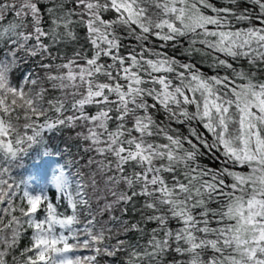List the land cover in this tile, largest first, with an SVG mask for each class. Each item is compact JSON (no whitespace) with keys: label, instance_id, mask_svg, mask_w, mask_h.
<instances>
[{"label":"snow or ice","instance_id":"obj_1","mask_svg":"<svg viewBox=\"0 0 264 264\" xmlns=\"http://www.w3.org/2000/svg\"><path fill=\"white\" fill-rule=\"evenodd\" d=\"M0 264H264V0H0Z\"/></svg>","mask_w":264,"mask_h":264},{"label":"trees","instance_id":"obj_2","mask_svg":"<svg viewBox=\"0 0 264 264\" xmlns=\"http://www.w3.org/2000/svg\"><path fill=\"white\" fill-rule=\"evenodd\" d=\"M169 54L175 55L181 60L186 59L185 57L181 56L179 51L173 53L171 50H169ZM197 59H199V58H197ZM199 67L201 68L202 71H206L209 74H212L211 70L207 67V64L200 63ZM23 71L24 70L22 69L21 72L16 74L17 79L21 78V76L23 75ZM68 135H70V133H68V132L53 135L52 144L55 146H59L60 148H63L64 147V141ZM71 150H72V152L75 153L77 151L76 146L72 145ZM49 151H52L51 147L49 148ZM42 159L44 160V163H41ZM65 159H66V157H65ZM202 159H203V162L205 164H207L211 167H215L217 164V162L215 160L211 159L210 156H205ZM52 160L55 161L59 167H60V165H62L64 163V160L60 159L58 154L57 155L54 154L52 156H46V157L37 156L36 154H33V156L28 161H26L25 168L20 170V173H19L20 177H22L23 179L28 181L30 178L35 177L36 173L38 171H40L42 168H44L49 163V161H52ZM27 243H28V237H24L22 239V246L26 245Z\"/></svg>","mask_w":264,"mask_h":264},{"label":"rangeland","instance_id":"obj_3","mask_svg":"<svg viewBox=\"0 0 264 264\" xmlns=\"http://www.w3.org/2000/svg\"><path fill=\"white\" fill-rule=\"evenodd\" d=\"M59 166L55 161H49V163L36 173V176L30 178L28 182L30 183L32 190L34 192L46 191L49 194H53L55 189L52 187L51 181Z\"/></svg>","mask_w":264,"mask_h":264}]
</instances>
